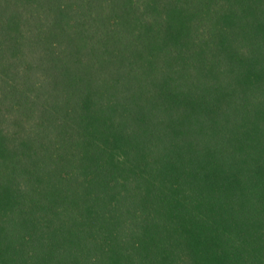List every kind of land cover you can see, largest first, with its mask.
I'll use <instances>...</instances> for the list:
<instances>
[{
	"label": "trees",
	"instance_id": "trees-1",
	"mask_svg": "<svg viewBox=\"0 0 264 264\" xmlns=\"http://www.w3.org/2000/svg\"><path fill=\"white\" fill-rule=\"evenodd\" d=\"M0 264H264V0H0Z\"/></svg>",
	"mask_w": 264,
	"mask_h": 264
}]
</instances>
